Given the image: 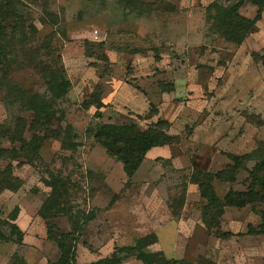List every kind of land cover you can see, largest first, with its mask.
<instances>
[{
	"label": "rangeland",
	"instance_id": "374dc122",
	"mask_svg": "<svg viewBox=\"0 0 264 264\" xmlns=\"http://www.w3.org/2000/svg\"><path fill=\"white\" fill-rule=\"evenodd\" d=\"M126 1L14 0L16 31L8 21L14 38L4 43L0 69V125L9 135L1 148L19 150L13 133L28 141L41 136L43 145L38 153L19 150L12 162L0 157V170L12 163L20 179L0 192V264H53L59 250L47 225L69 234L74 222L80 264L152 234L147 251L167 259L264 264V234H247L264 205L227 209L222 230L234 236L221 240L202 223V201L189 180L194 169L223 168L226 154L264 160V66L252 58L264 54V12L236 46L216 26L209 9L216 0ZM258 10L246 3L240 12L253 19ZM54 75L72 84L59 99L47 83ZM98 85L104 106L85 107ZM35 95L54 113L50 131L30 110ZM159 120L171 124L178 143L157 148L131 179L93 137L104 124L136 123L144 131ZM239 174L234 185L216 184L221 197L245 189L248 174ZM14 224L25 234L21 244ZM122 264L142 263L130 256Z\"/></svg>",
	"mask_w": 264,
	"mask_h": 264
},
{
	"label": "trees",
	"instance_id": "16d2710c",
	"mask_svg": "<svg viewBox=\"0 0 264 264\" xmlns=\"http://www.w3.org/2000/svg\"><path fill=\"white\" fill-rule=\"evenodd\" d=\"M126 2L133 3L134 0H127ZM246 3H252L259 8L255 18L250 19L241 14L240 10ZM209 9L216 11L215 19L218 22L216 26L225 39L236 44V46H241L256 27V24L262 19L264 0H237L235 3L228 5L223 4L221 0H216L210 5ZM8 21L14 22L11 27L13 34L16 31V5L14 0H0V69L5 68L7 60L4 43L14 38H9L10 27L6 25ZM252 58L254 62L264 66V54L253 52ZM47 83L56 99L67 95L72 86L68 78H64L62 75H54ZM100 88L101 90H95L84 101L85 107L104 106L101 101L102 87L98 85L97 89ZM163 90L167 92L168 88L164 87ZM29 107L35 113L36 121H42L45 124V131H50V118L54 113L51 111L48 102L44 98L35 95L30 99ZM170 127L171 124L166 120H159L144 131L136 123L127 125L104 124L93 131V137L107 150L108 154L115 157L123 165L125 174L131 179L138 172L153 148L178 143V137H174L169 133ZM8 136L0 125V157L9 158L11 162L19 159V150H31L33 153H38L43 145L41 136H34L28 141L22 134L13 133L10 135V141L19 143V150L15 147L12 149L1 148L3 145L2 138ZM226 156L230 163L218 172L213 173L194 169L189 177L190 182L197 185L202 201L200 209L202 223L211 235L221 240H227L234 236V233L222 230L221 224L226 207L243 209L252 206L255 210L256 205H264V160L255 161L250 154L239 156L230 153ZM250 162L254 163L248 165ZM241 170L248 174L246 189L243 191L230 189L225 196H219L214 182L233 184L236 182ZM18 182H20V179L13 175L12 163H9L5 169L0 170V192L15 189ZM45 205L40 211L43 218H46ZM260 220L261 222L257 227L248 226L247 234L255 236L264 234V210L260 213ZM79 228V223L74 222L71 233L59 234L54 232L53 225H47V238L53 241L59 250V257L53 264H80L76 260ZM12 229L18 237L19 244H21L24 240V232L16 224L12 226ZM4 236V233L0 232V238H4ZM155 238L156 236L153 234L141 237L135 241L134 245L115 247L110 256L85 264H122L123 260L130 256L136 258L142 264H186L184 260L167 259L163 252L147 251L149 247L155 244Z\"/></svg>",
	"mask_w": 264,
	"mask_h": 264
},
{
	"label": "crops",
	"instance_id": "0c3cea01",
	"mask_svg": "<svg viewBox=\"0 0 264 264\" xmlns=\"http://www.w3.org/2000/svg\"><path fill=\"white\" fill-rule=\"evenodd\" d=\"M164 147H165V146H164ZM164 147H157V148H164ZM157 148H153V149L148 153V155H147V157H146V159H145L144 162H146L147 160H149L150 158H152V156H153L152 154H153L154 152H157V150H156ZM155 150H156V151H155ZM158 154H159V153H158ZM155 155H156V154H155ZM144 162H143V163H144ZM142 165H143V164H142ZM225 166H226V165H225ZM225 166H224V167H225ZM224 167H223V168H224ZM221 169H222V168H221ZM221 169H220V170H221ZM218 171H219V170H218ZM218 171H216V172H218ZM216 172H213V173H216ZM239 175H240V174H239ZM239 175L237 176V180H236L235 183L238 182V177H239ZM217 183L222 184V185H234V184H235V183H233V184H229V183H220V182H218V181H215V182H214V186H215V188H216V184H217ZM194 185H195V184H194ZM196 186H197V185H196ZM197 188H198V187H197ZM245 189H246V187H245ZM245 189H244V190H245ZM216 190H217V188H216ZM234 190H236V191H243V190H237V189H234ZM198 193H199V191H198ZM217 193H218V191H217ZM227 193H228V191L225 193V195H226ZM218 195H219V194H218ZM225 195H224V196H225ZM199 196H200V195H199ZM219 196H220V195H219ZM247 207H248V206H247ZM247 207H245V208H247ZM245 208H243V209H245ZM227 209H238V208L226 207V208H225V213H226V210H227ZM225 213H224V215H225ZM223 217H224V216H223ZM201 219H202V217H201ZM232 233H233V232H232Z\"/></svg>",
	"mask_w": 264,
	"mask_h": 264
}]
</instances>
